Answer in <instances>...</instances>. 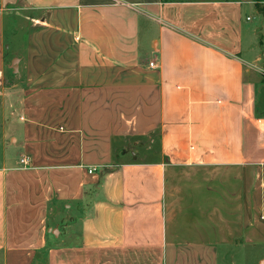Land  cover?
Segmentation results:
<instances>
[{
	"label": "crops",
	"instance_id": "crops-1",
	"mask_svg": "<svg viewBox=\"0 0 264 264\" xmlns=\"http://www.w3.org/2000/svg\"><path fill=\"white\" fill-rule=\"evenodd\" d=\"M20 2L34 24L9 57ZM262 17L0 0L3 264H264Z\"/></svg>",
	"mask_w": 264,
	"mask_h": 264
},
{
	"label": "rangeland",
	"instance_id": "rangeland-1",
	"mask_svg": "<svg viewBox=\"0 0 264 264\" xmlns=\"http://www.w3.org/2000/svg\"><path fill=\"white\" fill-rule=\"evenodd\" d=\"M260 8H261V11L259 12L262 13L263 15L262 18L264 19V1L260 5ZM245 9H246V16H249L251 18H254V17L258 18L257 15L255 14V10H253L250 5H247ZM11 12L12 14L8 15L7 22H6L7 24L6 25V28H7L6 37H7V42H8L7 50H8L9 57L14 56L15 51L20 50V47H22V44H23L22 42H24L25 36L30 33L31 24H34V22H31V18L32 16H35L33 15L34 14L33 11L25 8L21 4V2L19 3V8L13 9L11 10ZM252 24L255 25L256 21L254 20ZM9 70L10 71L8 72V79H12L13 78V65L10 66ZM16 120L18 119L16 118ZM3 149L4 148L0 144V163H1L3 152H4ZM15 155H16V158L18 159L20 152H16ZM258 251L260 252V255H264V247L260 248ZM1 258L2 256L0 255V264H3Z\"/></svg>",
	"mask_w": 264,
	"mask_h": 264
},
{
	"label": "built area",
	"instance_id": "built-area-1",
	"mask_svg": "<svg viewBox=\"0 0 264 264\" xmlns=\"http://www.w3.org/2000/svg\"><path fill=\"white\" fill-rule=\"evenodd\" d=\"M150 65H151V67H154L155 64L154 63H151ZM20 162H21L22 165H29V162L30 161H29V158L24 157V158L21 159ZM94 171H95V169L94 170L91 169V170H89V173L92 174Z\"/></svg>",
	"mask_w": 264,
	"mask_h": 264
},
{
	"label": "trees",
	"instance_id": "trees-1",
	"mask_svg": "<svg viewBox=\"0 0 264 264\" xmlns=\"http://www.w3.org/2000/svg\"><path fill=\"white\" fill-rule=\"evenodd\" d=\"M256 5H257V9L258 11H261L260 5L263 3L264 0H254Z\"/></svg>",
	"mask_w": 264,
	"mask_h": 264
}]
</instances>
